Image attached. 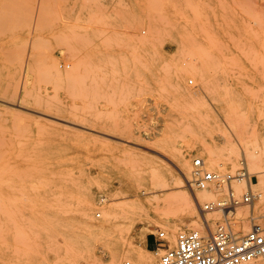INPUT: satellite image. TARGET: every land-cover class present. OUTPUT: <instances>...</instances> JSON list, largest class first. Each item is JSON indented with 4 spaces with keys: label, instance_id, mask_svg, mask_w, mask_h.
Masks as SVG:
<instances>
[{
    "label": "rangeland",
    "instance_id": "374dc122",
    "mask_svg": "<svg viewBox=\"0 0 264 264\" xmlns=\"http://www.w3.org/2000/svg\"><path fill=\"white\" fill-rule=\"evenodd\" d=\"M207 145L240 157L198 202ZM263 145L264 0H0V264H154L229 210L243 234Z\"/></svg>",
    "mask_w": 264,
    "mask_h": 264
},
{
    "label": "built area",
    "instance_id": "2783aa9c",
    "mask_svg": "<svg viewBox=\"0 0 264 264\" xmlns=\"http://www.w3.org/2000/svg\"><path fill=\"white\" fill-rule=\"evenodd\" d=\"M192 176L193 184L199 190L228 183L234 178L207 170L202 159L193 161ZM237 177L242 179L245 176L241 173ZM245 201H249L248 196ZM214 206L207 204L204 210H212ZM225 206L217 204L219 209H229ZM231 213L229 210L225 220L214 230L184 231L178 234L175 246L170 247L166 242L159 244L163 253L154 264H246L264 259V216L261 224L253 226L246 234H239L229 219ZM164 237L165 233L158 234L161 242Z\"/></svg>",
    "mask_w": 264,
    "mask_h": 264
},
{
    "label": "bare ground",
    "instance_id": "6f19581e",
    "mask_svg": "<svg viewBox=\"0 0 264 264\" xmlns=\"http://www.w3.org/2000/svg\"><path fill=\"white\" fill-rule=\"evenodd\" d=\"M3 95V97H4V93L2 94ZM1 95V96H2ZM13 95V94H12ZM1 101H4V100H1ZM5 102V101H4ZM39 113H41V112H39ZM44 114V113H43ZM45 115H47V116H49L48 114H45ZM44 115V116H45ZM46 116V117H47ZM51 118V117H50ZM54 118V117H53ZM20 143V142H19ZM22 143V142H21ZM19 145V144H18ZM204 150L206 151V153H207V157H206V159H203V162H204V165H205V168L207 167V168H209V169H212V168H215V169H220V170H224V169H222V168H225L226 169V167H228V166H233L234 165V167L233 168H235V166H237L236 164H237V161H239V157H240V153H237L236 155H234V153L233 152H231V151H229V152H227V154H225V155H219L218 153H216L215 152V148H214V146H212V145H207V146H205V148H204ZM5 154V153H4ZM256 158V159H253V160H256L257 161V163H259V164H264V145L262 146V148H261V152H259L258 153V155H255V156H253V158ZM185 157H183V160L182 161H180L179 160V170H180V172L182 173V175H183V177L184 178H186V180H188V182H190L191 181V172H190V167H189V163L187 162V160H186V158L184 159ZM238 159V160H237ZM196 160V159H195ZM194 160V161H195ZM251 161V164H252V159H249L248 160V165H249V162ZM249 165V167L250 166H253V165H255L254 163L252 164V165ZM4 165V164H3ZM178 167V166H177ZM256 167V166H255ZM1 168L3 169V167L1 166ZM28 169V168H27ZM253 169V168H252ZM4 170V169H3ZM1 171V170H0ZM5 171V170H4ZM233 171V170H232ZM5 172H7V171H5ZM12 172V171H11ZM10 172V173H11ZM20 172V171H19ZM22 172V171H21ZM172 172V171H171ZM2 174V173H1ZM21 174V173H20ZM3 176H1V178H2ZM264 178V177H263ZM241 180H243V179H239V181L241 182ZM5 181V180H4ZM3 181V182H4ZM7 181V180H6ZM8 182V181H7ZM6 182V183H7ZM264 182V181H263ZM162 183H163V187H169L170 186V184H169V182H168V177H166V176H163V178H162ZM241 183H244V182H241ZM246 183V182H245ZM4 184V183H3ZM188 184H190V183H188ZM220 185V184H219ZM245 185V184H244ZM254 185H255V183H254ZM9 187H19V186H22L23 187V185H20V183L18 182V183H16V182H10L9 181V185H8ZM26 186H28L29 187V182H27L26 183ZM192 186V185H191ZM218 191H220V190H222L221 188H218L217 189ZM212 190H211V188L209 187L208 189H206V190H200V193L201 194H199L198 195V197H196V199L198 200V202L200 201V202H202V201H204V200H206V198L209 196L210 198H211V194L209 193V192H211ZM21 193V192H20ZM202 193H206V194H208L209 193V195L206 197V196H204ZM21 194H23V193H21ZM261 194V193H260ZM177 195V194H176ZM178 196V195H177ZM176 196V197H177ZM214 196V195H213ZM5 197V196H4ZM187 197V198H186ZM185 198L187 199V202H186V204H187V208L189 209V211H190V213L191 214H198L199 212V210L197 209V203L195 202V200L191 197V196H186ZM209 197L207 198L208 200H209ZM7 198V197H6ZM260 198H261V200H260V202H258L257 204H256V206L254 207V211L256 212V213H258V214H264V196L263 195H260ZM23 199V198H22ZM177 199V198H176ZM14 201H12V203H13ZM184 203V202H183ZM219 203H221V205H224L226 202H224V201H220ZM262 204V205H261ZM205 207V206H204ZM205 209V208H204ZM225 212H226V210H225ZM4 215V214H3ZM12 216V215H11ZM193 216V215H192ZM15 218V217H14ZM199 218V217H198ZM13 220V219H12ZM253 226H255V224L254 225H252L251 226V223H249V222H244L242 225H241V230H242V233L243 234H246V233H248L251 229H252V227ZM197 228H199L198 226H197ZM238 233V232H237ZM27 236V235H26ZM176 236H175V234H174V236L171 234V235H169L168 236V238H167V240L168 241H170V245L171 246H173V245H175V243H176ZM258 260H260V259H258ZM258 260H255V261H253V262H250V263H246V264H254L256 261H258ZM54 262H55V264H71V262H70V259H68V258H61V257H59V256H57V254L55 255V257H54ZM48 264H54L53 262L51 263L50 261L48 262ZM137 264H152L151 263V261L150 260H146V259H143V258H139L138 259V263Z\"/></svg>",
    "mask_w": 264,
    "mask_h": 264
},
{
    "label": "crops",
    "instance_id": "0c3cea01",
    "mask_svg": "<svg viewBox=\"0 0 264 264\" xmlns=\"http://www.w3.org/2000/svg\"><path fill=\"white\" fill-rule=\"evenodd\" d=\"M157 251H160V249L157 248Z\"/></svg>",
    "mask_w": 264,
    "mask_h": 264
}]
</instances>
